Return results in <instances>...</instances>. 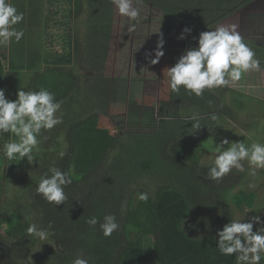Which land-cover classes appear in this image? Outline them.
I'll list each match as a JSON object with an SVG mask.
<instances>
[{"label": "trees", "instance_id": "16d2710c", "mask_svg": "<svg viewBox=\"0 0 264 264\" xmlns=\"http://www.w3.org/2000/svg\"><path fill=\"white\" fill-rule=\"evenodd\" d=\"M149 2L152 9L147 29L150 33L149 45L156 50L161 34L165 41V54L155 64L159 68L156 72L160 74L161 70L165 84L162 100L172 105L188 106L193 112L196 105H201L209 110L208 116L197 118L201 128L194 133L191 123L196 120L174 118L172 115L165 117L168 112L170 115L171 110L177 111L168 107L159 108V114L164 117L153 130L124 131L119 128L121 131L93 175L89 168L99 151L103 134L94 128L97 122L93 118L110 116L111 110L124 116L128 112L121 109L123 101L117 102L114 98L115 90L118 91L121 85L113 87V78H108L111 81L103 92V87L99 89L94 102H82L83 77L74 68L82 56V46L78 41L81 33L74 31L75 22L83 12L82 0H46L44 50L35 45L37 33H26L25 20L16 26L25 30L24 38L19 43L13 40L9 46L0 49V89L6 90V99L15 100L18 89L25 90L23 79L29 77L31 90L45 88L62 102L58 115L62 114L63 123L44 132L43 137L47 135L51 139V150L57 153L53 165L69 172L72 177V183L65 187L67 200L64 204L56 207L36 194L39 178L53 166L51 163L36 162V157L30 167L26 158L7 161L0 154V228L15 243H24L32 238L27 233L29 223L35 222L44 228L51 225L49 230L53 235L49 241L51 248H56L43 251L47 253L43 259L38 253L33 264H72L80 254L89 258V264H235L233 257L219 253L216 233L232 218L237 219L233 208H239L243 213L252 210L258 197L255 193L237 189L239 179L224 177L220 182L207 179L209 165L201 163L204 153H200L199 148L217 121L225 119L243 125L249 131L258 125L264 117V99L244 95L235 89L229 90V87L206 90L202 97L183 90L178 94L172 93L168 87L167 69L174 66L188 48L197 46L201 32L255 0ZM254 8L258 11L261 6ZM108 24L111 25V22ZM185 27L191 29V34H185V39L179 40ZM126 32L124 29L122 37L108 32L111 42L106 48L111 50L109 46L112 44L125 47ZM152 56L155 59L154 53ZM101 57L105 56L101 53ZM161 59L165 63L162 67ZM148 69L149 65L147 74ZM135 95L134 88L131 97ZM147 103L133 99L129 104V119L135 112L155 116V108L152 112L141 109ZM258 109L262 115L256 121L244 123L241 117L247 119V113H250L249 119L257 116ZM211 113L217 116L215 121L209 119ZM86 116L88 120L85 123ZM117 120L120 118L115 123ZM150 125L151 120L143 127ZM8 135L0 137V147ZM43 137L40 146L44 149L47 139ZM62 141L65 147L68 146L66 150ZM62 152L63 156L60 155ZM157 176L171 180L161 183ZM182 177L184 180H181ZM26 178L32 180L25 187ZM200 178H205V186ZM156 179L160 183H155ZM148 180L153 184L152 188L141 185ZM12 190L21 194L22 198L17 200L19 196L13 195ZM141 192L148 193V202L138 199ZM231 195L233 199L230 201L228 198ZM108 214L117 217L120 228L111 237H104L99 223L93 229L87 221L96 216L103 222V217ZM255 215L264 220V208L256 210L250 218ZM259 226L255 225L253 231ZM149 241L152 243L148 244Z\"/></svg>", "mask_w": 264, "mask_h": 264}, {"label": "clouds", "instance_id": "9594fccd", "mask_svg": "<svg viewBox=\"0 0 264 264\" xmlns=\"http://www.w3.org/2000/svg\"><path fill=\"white\" fill-rule=\"evenodd\" d=\"M121 18H125L129 31H135V23L140 17V5L143 0H110ZM25 19V14L10 2L0 0V47L9 46L13 40L19 43L25 36L23 28L16 26ZM237 24L218 25L213 30L199 34L196 47H190L181 54L174 66L167 69L168 87L172 93L184 92L202 97L205 91L220 88L234 87L247 76L249 72L260 73L264 71L262 61L256 52L249 46L240 34ZM185 34H191V29L185 27L179 40L185 39ZM163 35L157 42L154 52L155 59L152 64H157L164 56ZM153 53H146L151 56ZM5 89H0V137L9 134L8 139L0 147V154L7 161H22L27 159L33 164L36 156L41 152V138L44 132L53 130L63 123L61 112L62 102L45 88L39 91L19 88L15 100L5 97ZM192 124L194 132L201 128L196 117ZM210 120L215 121L217 116L212 114ZM244 137L243 141L230 142L223 138L215 143L208 139L206 147L214 155L207 171V179L220 182L233 170L245 171L247 164L248 174L252 177L264 169V141L246 143L249 133L241 130L238 134ZM46 139V137H43ZM61 156L64 153H60ZM72 183L69 172H64L55 165L40 176L36 187V194L40 195L47 203L59 206L67 200L65 187ZM254 187V185H250ZM138 199L148 202L147 192L138 194ZM123 207V206H122ZM261 210V209H260ZM249 213V212H248ZM222 215V214H221ZM246 216V215H245ZM26 219H28L26 217ZM244 219L232 218L229 223L218 230L217 249L222 256L233 257L235 264H262L264 261V220L255 215L248 222ZM91 228L99 223V229L104 237H111L120 228L117 217L112 214L105 215L103 222L96 216L87 221ZM255 225H260L253 231ZM49 228H44L35 222L29 223L27 233L33 239L44 242L53 233ZM72 264H89V258L83 254L77 255Z\"/></svg>", "mask_w": 264, "mask_h": 264}, {"label": "crops", "instance_id": "0c3cea01", "mask_svg": "<svg viewBox=\"0 0 264 264\" xmlns=\"http://www.w3.org/2000/svg\"><path fill=\"white\" fill-rule=\"evenodd\" d=\"M149 1L150 0H143V4L139 6L141 14L138 22H134L136 25L135 31H131L132 33H134V39L131 38V40H129L127 43L129 45V48H131L130 51L134 53L132 55H140L137 61V69H134V56H132L131 64L129 66L127 64L125 67L119 68V65L125 63L127 60L125 56L117 58V50H121L123 54L124 48L126 46L124 47L122 45H119V47L117 48V44L111 43L117 48L112 53H108L109 49L106 48V45L111 42V38L107 37L108 32L112 33L113 36H124L123 30H127V27H129L126 19L121 18L117 14V10L110 2V0H82L83 12L81 16L76 20L74 28L75 33H81V37L78 39V41L82 46V56L80 59H78L77 64L74 66V68H76L78 72L83 76L82 93L84 90H86V88L96 86L97 83L102 85L103 87V76L107 79L113 78V87L114 85H121V88L118 91L115 90L114 98L117 102L122 100L124 104L122 105L121 109H125L128 112L124 116V114H122L121 112L116 113L111 110L112 113L110 114V116H96V118L100 119V121H96L98 129H100L104 125L101 124L104 121L108 122L107 125L113 126L115 124L114 120L118 118H125L130 123H134L135 125L140 127L149 125L150 120L151 124L152 122L154 123L155 120H157L158 125L161 118L164 117V115L159 114V108L167 109L168 107V109L177 110L179 113L180 111H185L186 109L191 110L188 106L176 104L172 105L171 103L169 104L168 102H164V100H162L161 95L165 93L164 79H162L163 74H161V70H159L160 74H157L156 71L159 68H156L155 64L151 63L153 56H146V53L155 52V47H153V45H149L150 33L147 32V28H144L150 23V14L152 9L149 5L151 4ZM258 1L259 0H255V2L257 3L251 2V5L244 6L240 8L236 13L227 16L224 20L212 24L207 31L213 30L216 26L221 24H237L239 26L238 30L240 31V34L245 38L249 46L256 52L257 57L261 59L262 68H264V0H261L259 2ZM10 2L18 9V11L23 12L31 20H36V23H34V25L29 29L27 28V30L29 31V33H37V35H35L37 39L34 40L35 45L37 46V48L44 50L46 37V28L44 24L47 12L46 0H10ZM260 6L261 9L256 11L254 7L257 8ZM254 17H258L259 19H254ZM108 22H111V25L106 24ZM107 25L110 26L109 29ZM125 25H127V27H125ZM112 45H110L109 48ZM101 53L105 56L104 58L101 57ZM109 54H111V56ZM97 57L99 59H97ZM105 60H107L108 62H106ZM164 64V61H162L161 59L160 67H162ZM148 65L150 69H148L147 74ZM260 73H263L264 77V71ZM260 73L255 72V74L251 75L249 72L247 76L238 83L237 86H234V88L230 86L229 90L236 89L238 92L244 95L253 96L250 91L248 92L246 90L257 89L258 91H260L262 85H264V82L261 80L262 77L258 76ZM116 81L117 84H115ZM134 88L136 90V95L135 97L132 96V98L131 95ZM226 95H228V92L226 93ZM256 98L259 99V97ZM133 99H135L136 102L147 101V105H145L144 107L142 106L141 109H147V112H152L153 108H155V116H147L146 114V116L141 115L143 114V112L139 115L135 112L132 117L139 121L135 122L136 120L134 118L133 120H131L132 117L129 119V104ZM84 100L86 103H88L87 99ZM111 108L112 107H110V109ZM194 109V112H196V118H204L208 116L206 114L203 115V113L206 112H201L200 114H198L199 111L204 110L203 106L196 105ZM231 124L235 125L234 123ZM100 142V155L98 156L100 158V161L98 164H100L103 158L102 154L104 153H102V151H106V148L105 150H101L103 135L100 138Z\"/></svg>", "mask_w": 264, "mask_h": 264}, {"label": "rangeland", "instance_id": "374dc122", "mask_svg": "<svg viewBox=\"0 0 264 264\" xmlns=\"http://www.w3.org/2000/svg\"><path fill=\"white\" fill-rule=\"evenodd\" d=\"M27 24V28L29 29L30 27H32L34 25V23H36V20H31L28 16L25 15V19H24ZM108 24V23H106ZM96 25V24H95ZM108 26V25H107ZM129 26V25H128ZM109 27V26H108ZM125 27H127V25H125ZM148 29V26H145ZM35 28V27H34ZM127 32L125 33V40H126V47L124 48V53L122 54L121 50L118 51L117 50V54L116 57L120 58L122 56L126 57V62L119 65V68H123L125 67L127 64L128 66L131 64V58L133 57L134 62V69H137V61L139 59V56L137 55H132L134 54L133 52L130 51L131 48H129V45L127 44L129 40H131V38L134 39V33H132L131 31H129V27H127ZM26 33H29L28 30H26ZM34 33V32H32ZM114 38V37H113ZM119 47V45L117 44V48ZM116 46L112 45L111 46V50L109 53L114 52L116 49ZM0 49H4V47H0ZM111 56V54H109ZM130 59V61H129ZM250 74H255V72H250ZM258 76L262 77V81L264 82V77H263V73H260ZM83 77V76H82ZM27 78L29 77H25L23 79V82L25 84V91L28 90V87H30L31 90V86H32V82L30 80H27ZM111 81V79L106 80L103 76L102 78V83H104L103 85V90L106 88V85H108V82ZM237 86V85H236ZM102 87V85L100 84H96V86H92V87H88L86 88V90L83 91V100L87 99V101L89 103H92L96 100L97 95H98V91L99 89ZM234 88V87H233ZM236 90V89H235ZM246 91H250V93L253 96L259 97L261 99H264V85H262L260 91H258L257 89H247ZM247 92V93H248ZM104 96V93H103ZM209 110H201L198 112V114H200L201 112H206L203 113L208 115L207 112ZM217 114V110H214ZM169 113V112H168ZM166 114L165 116H173L174 118H193L196 115V112H193L189 109H186L185 111H180V113L178 111L173 112L170 111V115ZM247 113V112H246ZM248 118L246 119L245 117H241L243 118V121H245L244 123H249V121H256L257 117H260L262 114L260 112V110L258 109V115L254 116V117H250V113H247ZM256 115V114H255ZM85 116V115H84ZM83 118V117H82ZM81 118V119H82ZM85 123L87 122V116L84 117ZM95 121H100V119L98 118H93ZM122 118H120L121 120ZM263 120L260 121V123L253 126L252 129H246L245 127H243V125H232L230 122H227L225 119L221 120V121H217V124L215 127H213L212 129H210L209 131V136L207 138H205L200 145L199 148V152L200 153H204L203 154V159L201 161V163L205 164V165H210L211 160L210 158L213 157V153L210 152L208 150V148L206 147V145L208 144V139L212 138L215 143H219L221 139L223 138H227L230 142L233 141H243L245 138L244 137H240L238 136L239 132L241 130H244L245 132L249 133V137L246 138L245 142L246 143H252L253 141H264V117L262 118ZM116 120V119H115ZM114 120V121H115ZM118 121L116 122L113 126L112 125H107L108 122H102L101 124H104L100 129H98V127H94L99 134L102 132L103 134V143L101 144V150H105L109 151L111 146L113 145L116 136L118 135V132H120V129H123L124 131H131V130H137V131H147V130H153L154 128L157 127V120H155V122L153 124H151L148 127H143V128H139L137 125H135L134 123H130L129 121H127L126 119L124 121ZM122 124V126L117 124ZM255 124V123H254ZM98 126V125H97ZM45 134V133H44ZM46 144H44L43 146L45 147L44 149L41 147V152L36 156L38 157V160H36V162L39 161V163H43V162H49L51 163V165H53V163L55 162V160L57 159V153L55 154L54 151L51 150L52 148V144H51V139L46 135ZM64 139V137H63ZM101 143V142H100ZM62 146H64V149L67 147H65V145H63V141L61 142ZM96 144V143H94ZM100 145V144H99ZM65 149V150H66ZM97 149V148H95ZM105 152L102 151V153L105 154ZM102 154V155H104ZM97 155V156H96ZM95 155L93 161L91 162V166H90V173L91 175H93L98 167H99V161L100 158L98 157L100 155V151H97V154ZM28 165L31 167L32 164ZM29 174H33V172H30ZM29 174L27 173V175L29 176ZM31 177V176H30ZM227 179L228 178H232L235 179L237 181V179H239V183L237 185V189H243L244 191L248 192V193H255L257 194L258 200L256 201L255 206L253 207V209L251 210H246L245 213L242 212V210H240L239 208H233L232 204L231 207L234 209L235 211V216L237 219H244L248 220L250 218V216L254 215L256 213V210H260L264 208V169L259 170L258 175L255 177H252L248 174V168H247V164H245V171L244 172H239L236 173L235 170H233L230 174L225 176ZM156 178H160L161 183L162 182H169V180L171 179H166L164 177H159L157 176ZM201 184L203 186H205L206 182L204 181L205 178H200ZM32 179L30 178H26L25 180V187L29 184V182H31ZM181 180H184V178L182 177ZM155 183H160L157 179L154 181ZM232 182V181H231ZM143 183V184H142ZM141 185L142 186H147L148 188H152L153 184L148 180L147 182L144 181L142 182ZM250 185H254V187H250ZM157 186V185H156ZM198 187V186H196ZM201 189V187H199ZM11 193L14 195H18L19 197L17 198V200L22 198V195L17 193L16 190H12ZM201 199V198H199ZM232 195L228 198V200H232ZM9 202V200H8ZM246 209L245 205H243V210ZM249 212V213H248ZM246 215V216H245ZM152 243V241H149L148 244ZM52 243L49 241V239L47 241L41 242L38 241L36 239L31 238L29 241L24 242V243H15V241H13L12 239H9L7 237V235L5 234V232L3 231L2 228H0V264H33L34 260H36V257L38 255V253H40V259H43L47 253H43V251L47 250L48 248H51ZM56 247H53L51 249H55ZM49 252V251H47Z\"/></svg>", "mask_w": 264, "mask_h": 264}]
</instances>
